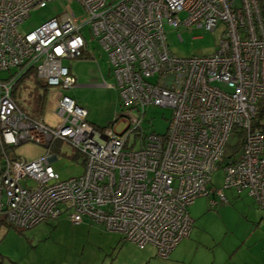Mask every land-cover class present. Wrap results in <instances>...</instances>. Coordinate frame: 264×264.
Listing matches in <instances>:
<instances>
[{
	"label": "built area",
	"instance_id": "obj_1",
	"mask_svg": "<svg viewBox=\"0 0 264 264\" xmlns=\"http://www.w3.org/2000/svg\"><path fill=\"white\" fill-rule=\"evenodd\" d=\"M51 0H0V216L16 228H31L65 213L84 218L167 258L189 235L188 207L198 197L225 202L224 188L246 191L264 207V0H76L86 13H64L27 33L18 25ZM184 13L183 19L179 14ZM218 48L203 56L178 57L164 26L214 31ZM88 26L109 59L125 109L127 129H98L87 111L63 90L75 78L63 60L84 57ZM61 91L54 98L61 121L50 126L24 113L14 98L25 75ZM171 109L163 134L142 131L146 105ZM123 112V111H122ZM139 147H126L129 127ZM237 131H241L240 136ZM137 135V134H136ZM235 136L231 146L229 138ZM69 144L83 159L81 175L62 179L52 166L53 143ZM33 142L47 151L35 160L13 148ZM224 171L221 188H208L211 173Z\"/></svg>",
	"mask_w": 264,
	"mask_h": 264
},
{
	"label": "rangeland",
	"instance_id": "obj_2",
	"mask_svg": "<svg viewBox=\"0 0 264 264\" xmlns=\"http://www.w3.org/2000/svg\"><path fill=\"white\" fill-rule=\"evenodd\" d=\"M64 13H75L79 20L87 18L80 2L51 0L44 7L31 10L17 29L20 33L30 32ZM178 16L183 19L185 14L180 13ZM222 27L220 23L214 31H200L195 26L180 25L175 28L166 24L164 31L167 47L172 54L178 57L210 54L218 48ZM83 36L86 40V50L90 54L87 53L81 58L63 60V64L74 72L76 79L71 88L63 90V94L71 96L81 107H84L88 112V120L98 129L111 125L117 113L137 116L138 112L135 109H124L123 112L120 110L119 94L114 87L115 81L111 74L109 59L87 25L83 27ZM13 71L14 69L10 68L9 72H0V79L8 77ZM58 91H61L59 87L46 86L34 76L33 72H30L16 83L14 98L24 113L42 119L53 127L61 121L56 115L54 105V98ZM170 116V108L146 105L140 127L146 133L163 134L168 127ZM126 124L127 120L121 116L112 123L116 132H121ZM132 128L133 125L124 135L130 132L126 147L135 149L139 147L140 135L139 130L132 131ZM235 139V136L230 137L228 143L232 144ZM50 150L58 156L57 161L52 165L62 179L76 177L83 173V156L78 155L69 144L56 141ZM46 151L44 147L33 142H25L13 148L16 155L26 160H35L44 155ZM223 181L224 171L218 168L211 173V181L207 186L215 191L216 188L223 186ZM223 193L225 202L216 198L217 203L211 205L209 200L213 199V196H202L196 198L188 207V213L192 219L191 234L183 238L176 246L175 249L179 255L177 259H166L164 264H217L223 261V255L231 256L238 250H235L232 244L235 243V248H237L238 242L246 238V232L255 229L256 226L253 223L258 221L256 218L264 208H260L244 190L237 191L230 187L224 188ZM65 216L63 214L60 217L65 218ZM0 220H3V216H0ZM70 227L68 224L56 227L51 221L27 229L0 223V264H32L30 259L34 253L30 248L34 246L35 241L50 243L58 241L66 247L68 246L66 241H82V235ZM116 236L118 237L117 234ZM111 247L107 251L95 252L97 264H131L130 262L135 257L161 258L157 255L155 246L154 249L150 244L139 247L124 238L119 242L115 241ZM69 248L57 245L55 252L60 255ZM86 249L89 251L88 255L93 251L92 248L86 247L85 251ZM151 249L152 253H150ZM38 251H40L39 247L36 249V252ZM147 252L149 255L146 254ZM151 264L158 263H153L151 260Z\"/></svg>",
	"mask_w": 264,
	"mask_h": 264
},
{
	"label": "crops",
	"instance_id": "obj_3",
	"mask_svg": "<svg viewBox=\"0 0 264 264\" xmlns=\"http://www.w3.org/2000/svg\"><path fill=\"white\" fill-rule=\"evenodd\" d=\"M87 53L90 54L86 50V54ZM70 72H72L71 74L75 78V75L73 74L74 72L72 70ZM69 97L72 98L71 96ZM74 101L77 103L76 100ZM90 123L94 125L92 122ZM53 162L55 161L52 160V163ZM60 216L57 217V219H53L50 221L53 222L56 227L60 225L63 226V224H68V226L70 225L72 227V230H74L76 233L79 232L82 235V241H66L65 243H67V247L62 246L58 241H52L51 243L35 241L34 246H31L30 248L34 253L33 257L30 259L32 264H97L98 261L96 260L95 252L107 251L109 247H111V245L115 244V241L119 242L122 239V236L120 234L113 231H108L101 224L93 222L88 218H84L80 224L74 225L68 220L66 216L65 218ZM256 219L258 221L253 223L254 226H256L255 229H253L252 231L248 230L246 232V238L244 239V241L238 242L239 246L237 248H235V243L232 244L233 248L235 250H238L235 251L231 256H228V254L225 256L223 255V261L218 262L217 264H264V209H261L260 215ZM116 234L118 235V237L116 236ZM190 234L191 230L189 232V235ZM91 239H94V241H92ZM57 245L65 248H70L68 251L62 252L60 255H58V253L55 252V248ZM176 246L170 252L168 258L158 257L156 259H153L150 256H146L144 258L135 257L134 259H132V261H129H131V264H151L152 260L153 263L164 264L166 263V259H177L179 255L175 249ZM38 247L40 251L36 252V249ZM86 247L92 248L94 251H92L93 254L91 253L90 255H88L89 251L88 249H86L85 251ZM154 248L155 247L153 246V249ZM135 249L138 251L137 248ZM140 249L144 251L143 248ZM150 251V253L153 252L152 249ZM146 254L149 255L148 252Z\"/></svg>",
	"mask_w": 264,
	"mask_h": 264
},
{
	"label": "trees",
	"instance_id": "obj_4",
	"mask_svg": "<svg viewBox=\"0 0 264 264\" xmlns=\"http://www.w3.org/2000/svg\"><path fill=\"white\" fill-rule=\"evenodd\" d=\"M108 58V57H107ZM110 63V62H109ZM115 85V84H114ZM118 91V90H117ZM119 94V93H118ZM119 100H120V98H119ZM123 104L121 103V101H120V103H119V107H120V110L121 111H123L125 108L122 106ZM44 108V107H43ZM42 108V109H43ZM120 116H122V113H117L116 115H115V118H114V120L112 121V123L113 122H115V121H117V119L120 117ZM264 116V97L260 100V102H259V109H258V114H257V117L258 118H261V117H263ZM111 123V124H112ZM126 126H127V124H126ZM103 128H105V127H102V129ZM240 134H241V131H237V135H239L240 136ZM236 144V139H235V141L232 143V144H230L231 146H233V145H235ZM13 150V149H12ZM51 151V150H50ZM188 210V209H187ZM63 214H65V213H63ZM63 214H61V215H63ZM60 216V215H59ZM58 216V217H59ZM57 219V218H56ZM47 221H50V220H47ZM47 221H44V222H47ZM0 223H5V221L4 220H0ZM43 223V222H42ZM6 224V223H5ZM9 225V224H8ZM38 225V224H37ZM10 226V225H9ZM192 226V225H191ZM12 227V226H11ZM25 229H27V228H25ZM188 237V236H187ZM137 245V244H136ZM147 245V244H146ZM152 245V244H151ZM154 246V245H153ZM140 247V246H139ZM173 250V249H172ZM171 250V251H172ZM170 254V253H169ZM169 257V255L167 256V258Z\"/></svg>",
	"mask_w": 264,
	"mask_h": 264
},
{
	"label": "water",
	"instance_id": "obj_5",
	"mask_svg": "<svg viewBox=\"0 0 264 264\" xmlns=\"http://www.w3.org/2000/svg\"><path fill=\"white\" fill-rule=\"evenodd\" d=\"M126 129H127V126H125L121 132H119V135H121Z\"/></svg>",
	"mask_w": 264,
	"mask_h": 264
}]
</instances>
